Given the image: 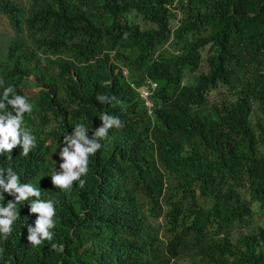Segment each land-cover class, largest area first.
<instances>
[{
    "label": "clouds",
    "instance_id": "1",
    "mask_svg": "<svg viewBox=\"0 0 264 264\" xmlns=\"http://www.w3.org/2000/svg\"><path fill=\"white\" fill-rule=\"evenodd\" d=\"M128 4L0 0V264H215L207 225L168 200L183 181L158 139L185 131L173 117L193 97L196 75L167 62L181 16L143 61L125 26L149 22Z\"/></svg>",
    "mask_w": 264,
    "mask_h": 264
},
{
    "label": "trees",
    "instance_id": "2",
    "mask_svg": "<svg viewBox=\"0 0 264 264\" xmlns=\"http://www.w3.org/2000/svg\"><path fill=\"white\" fill-rule=\"evenodd\" d=\"M128 1L126 13L149 22L145 29L125 26L138 46L149 45L139 51L143 61L168 40L174 11L180 12L173 45L183 54L167 62L181 66L172 72L176 79L196 75L193 97L185 96L173 117L185 131L158 138L183 181L169 202L207 225L206 260L264 264V225H256L264 215V0ZM123 15L116 8L109 13ZM120 142L105 141L104 159ZM177 143L182 147L176 154ZM162 189L161 181L151 185L144 204H157ZM132 204L141 206L138 200Z\"/></svg>",
    "mask_w": 264,
    "mask_h": 264
},
{
    "label": "rangeland",
    "instance_id": "3",
    "mask_svg": "<svg viewBox=\"0 0 264 264\" xmlns=\"http://www.w3.org/2000/svg\"><path fill=\"white\" fill-rule=\"evenodd\" d=\"M177 13H178L177 14L178 17H180L179 12H177ZM27 92L29 94H33L34 92H36V90L34 89V87L31 86L30 88L27 89ZM257 219H258V223L256 225H264V215H258Z\"/></svg>",
    "mask_w": 264,
    "mask_h": 264
}]
</instances>
